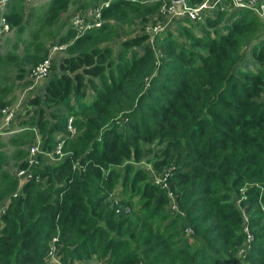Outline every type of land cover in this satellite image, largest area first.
<instances>
[{"label":"trees","instance_id":"trees-1","mask_svg":"<svg viewBox=\"0 0 264 264\" xmlns=\"http://www.w3.org/2000/svg\"><path fill=\"white\" fill-rule=\"evenodd\" d=\"M99 1L81 0L75 12ZM162 2L114 0L100 27L77 36L71 0H10L0 118L51 45L68 48L43 93L26 99L23 130L0 140V264H53L52 247L58 264H264V21L241 9L181 20L153 45L146 32L122 37ZM245 46L254 69L237 68ZM36 128L49 151L64 133L66 155L56 164L40 155L41 182L20 186L7 163L28 166ZM147 153L159 176L172 168L167 187L137 165ZM170 193L184 215L169 210Z\"/></svg>","mask_w":264,"mask_h":264},{"label":"built area","instance_id":"built-area-1","mask_svg":"<svg viewBox=\"0 0 264 264\" xmlns=\"http://www.w3.org/2000/svg\"><path fill=\"white\" fill-rule=\"evenodd\" d=\"M29 1L30 0H26V2ZM112 1L114 0H100L98 3L88 7L86 11L80 10L75 12L71 17V22L73 28L77 32V36L84 34L87 30L94 27H100L103 24L102 10L109 6ZM145 1L152 2L154 0ZM9 2L10 0H0L1 41L13 33V29L9 26L6 18L4 17V13L8 8ZM241 9L252 10L264 21V0H203L201 3L196 5H190L187 0H170L169 2L163 0L158 15L155 16L154 19L147 22L142 30L149 34V43L153 45L157 37H160L167 30L175 29L178 25V22L181 20L189 19L194 23H205L208 17H215L218 12H225L229 14L234 10ZM158 17H161V20H159ZM67 48L68 44L66 43L52 45L49 49L48 56L38 65L31 68L28 76L30 80L37 82L39 79H47L52 70L54 55L66 53ZM31 88L32 85L28 87L27 90H30ZM25 102L26 99H24V96H22L18 103L12 104L9 107H5L1 110L2 116L5 119V125L10 124L13 119L17 117L18 110L24 107ZM69 132L71 133L72 137L78 134L72 125V119H70L69 123ZM63 147L64 141L58 142L51 151L44 150L38 144L30 145L27 157L28 166L26 168H14L12 170V173L17 177L20 186L22 183L29 180L41 182V174L37 171H33V167L40 164L39 156L45 154L52 159H62L66 155V153L63 151ZM139 164L142 163L139 162ZM145 170L149 173L153 181L161 183L165 187L168 186L166 183V177L170 174L172 168L166 170L164 177H161L156 173L153 165H151V162H148L147 168ZM170 197L171 202L169 208H172L173 212L175 213L184 215V213L180 211L175 195L170 193ZM117 198L118 197H114L115 201H118ZM5 203L7 206L9 201L7 200ZM5 207H3L1 210L2 214ZM127 210L129 209L127 208ZM246 220L248 221L247 216ZM186 231L191 232V229L187 228ZM246 231H248V228H246ZM248 236L249 240L253 238L250 232L248 233ZM247 249H249L248 245H246L240 251V254H244ZM48 258L53 264L61 263V256L55 247H52Z\"/></svg>","mask_w":264,"mask_h":264},{"label":"crops","instance_id":"crops-1","mask_svg":"<svg viewBox=\"0 0 264 264\" xmlns=\"http://www.w3.org/2000/svg\"><path fill=\"white\" fill-rule=\"evenodd\" d=\"M34 1L30 0L28 2V4H36V3L39 4L40 3L41 5H44V4H47L50 0H34ZM71 1H72V4L70 6L69 16H71L72 13H75V9L77 7L76 4L81 2V0H71ZM86 9L87 8H85L83 11H86ZM70 22H71V20H70ZM71 25H72V22H71ZM65 55H66L65 53L64 54H62V53L56 54L53 57V61L54 62L55 61L59 62V61L62 60V58ZM27 81L31 82V80H30V78L28 76L26 77L25 80L19 81L17 85L21 84L22 87H20V88H23L25 86L24 83L27 82ZM45 84H46V80L45 79H39L37 82H34V84H32V89L30 91V93H32V92L33 93L31 95V97H29L28 99H30V98H32L34 96L42 94L43 90H44V87H45ZM12 98L14 99L13 102H12V104H13L15 99H16L15 96H13V94H12ZM25 113H26V111H25V104H24V107H22L21 109L18 110L17 117L15 119H13V121L10 124H8V125H5V119H4L3 116H1V118H0V129H5L6 132H2L0 134L4 135V133H5L7 135V137H1L2 141H7L13 134L18 133V132L23 130L24 127H22V121L27 118V116H24ZM35 130H36V141L33 144H38V145H40L42 147V135H41V133L39 132V130L37 128ZM64 137H65L64 133H61V132L60 133H56L55 134V138H54L55 144H57L60 141H63ZM4 138H6V139H4ZM12 150H13L12 147H8L7 148V151H8L9 154L12 153ZM46 151H49V150H46ZM42 156L47 161L53 162L52 159L48 155L42 154ZM143 160H145V156H144ZM9 163H12V162H9ZM7 166L9 167V165H7ZM13 166H14L13 168H18L17 166H15V164H13ZM92 260H90V261H92ZM48 261L50 262L49 259H48ZM90 261H87V262L86 261H75L73 264H84V263H88ZM100 264H102V262H100Z\"/></svg>","mask_w":264,"mask_h":264},{"label":"rangeland","instance_id":"rangeland-1","mask_svg":"<svg viewBox=\"0 0 264 264\" xmlns=\"http://www.w3.org/2000/svg\"><path fill=\"white\" fill-rule=\"evenodd\" d=\"M32 1H34V0H32ZM35 2V1H34ZM39 6H41V4L39 3V4H28V7L30 8V7H39ZM130 29H132V35H135V34H138V33H142V32H144L143 30L141 31V29H143V27H141V25H139L138 23L137 24H135L134 26H126V27H124L123 29H122V37L123 38H127L128 37V34H129V30ZM180 29V28H179ZM179 29L177 30V31H174V33L175 34H178L179 33ZM130 34V35H131ZM120 41H121V38L120 37H117L116 38V40L115 41H112V42H110V45H112L115 49H117V50H119L120 49V45H119V43H120ZM148 42H149V40H148ZM242 57H243V60H241V62L238 64V69H247L248 68V65L252 68V69H254V62H253V57H252V55H251V47L250 46H245L244 47V49L242 50ZM51 73V72H50ZM49 77V76H48ZM47 77V78H48ZM46 80V79H45ZM32 84H34V82L33 81H31V84L29 85V86H27V87H23V88H20V87H22L21 86V84H19L17 87H16V91L13 93V96H15V101H14V103L13 104H16V103H18L19 102V100H20V98L22 97V96H24V99H28L29 97H31V95H32V93H30V91H31V89L30 90H27L28 89V87H30ZM27 90V91H26ZM33 91V90H32ZM30 93V94H29ZM92 95V93L88 96V98L89 99H91V96ZM2 132H6L5 131V129H0V133H2ZM1 137H7V135L4 133V135L3 134H0V140H2V138ZM9 137V136H8ZM4 139H6V138H4ZM153 156V154H150V153H147L146 155H145V160H141V163L142 164H137L138 166H141V167H143V168H147V165H148V162H152V160H151V157ZM52 159V158H51ZM61 159H52V161H53V163L54 164H56V163H58L59 161H60ZM8 165H9V168L11 169V170H13L14 168V166H13V164H14V162H12V163H7ZM151 165H153V162L151 163ZM113 197H118V199H120L121 197H122V189L121 188H119L118 189V191H116V193L114 194V196ZM238 204L240 205V200L238 201ZM169 205H170V203H169ZM170 211H173V209L172 208H170L169 209ZM247 217H249V215H246ZM84 264H100V262L98 261V260H96V259H93L92 261H90V262H88V263H84Z\"/></svg>","mask_w":264,"mask_h":264},{"label":"water","instance_id":"water-1","mask_svg":"<svg viewBox=\"0 0 264 264\" xmlns=\"http://www.w3.org/2000/svg\"><path fill=\"white\" fill-rule=\"evenodd\" d=\"M175 1H177V0H175Z\"/></svg>","mask_w":264,"mask_h":264}]
</instances>
